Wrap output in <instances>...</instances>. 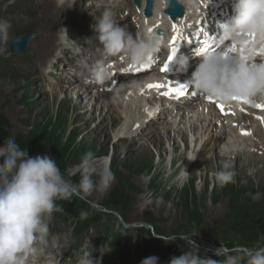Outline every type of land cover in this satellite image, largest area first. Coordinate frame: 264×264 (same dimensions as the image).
I'll return each mask as SVG.
<instances>
[{"label":"rangeland","instance_id":"obj_1","mask_svg":"<svg viewBox=\"0 0 264 264\" xmlns=\"http://www.w3.org/2000/svg\"><path fill=\"white\" fill-rule=\"evenodd\" d=\"M50 1L52 0H0V20H6L10 24L9 41L6 45H0V110L11 124V134L12 136L29 134L32 130H36L38 135H44L45 140L49 142L48 155L57 162L63 161L65 165L64 176L76 174L80 179L81 172L78 165L89 150L97 157H107L114 179L105 191H95L86 200L87 207L92 208L95 213L107 217L118 215L114 209L104 205L109 191L118 183L117 172L131 176V181L139 191L133 194L134 203L126 218L119 217L118 220L111 222L110 230L103 228V224H97L84 239L73 233L72 222H63L53 212L47 216L46 220L50 228L47 250L54 252L52 258H55L53 260L51 258L48 264H79L85 254H88V249L94 245L97 237L100 236L102 240L105 236H113L117 229L125 225H137L136 228H129L130 232L126 238L131 245H135L149 237L148 231L138 233L139 226L146 223L149 215L154 219L153 223L147 225L150 230L152 226L154 229L161 227L169 234H177V238H180L178 232L186 231L184 227L192 225L196 230L193 232L196 235L192 236L198 244L196 250L198 254L206 253L205 245L208 242L211 245L212 242L217 244L220 242L218 231L225 228L223 224L227 222L226 214L233 205L239 201L246 203L249 197L253 202L264 199V163L259 161L264 152L263 147L259 148L258 153L251 152L249 151L251 144L244 142L245 145L239 150L235 149L233 155L218 159L216 152L221 146L218 145L217 150L214 147L215 140L211 139L212 127L208 131L211 138L205 135L204 128L200 127L199 145L193 152H189L188 145L193 133L187 124L182 128L172 127L171 134H165L166 128L163 129L164 123H161L163 121L153 122L134 138L133 143L131 140L122 141L119 134L115 138L117 128L123 127L126 121L125 116L122 115V109L125 107L117 106L120 105L122 95L125 93L121 90L122 84L117 83L112 98H107L109 104L112 101L110 105L114 103L112 118L107 122L100 121V113L97 111L93 113L94 118L91 120L88 118L91 115L88 110L85 114L82 112L86 106L79 93L72 91V88L67 92L61 89V86L66 84V81H63L64 76L62 75L61 79L49 74L51 70L49 65L58 56V48L63 51L60 40L55 39L57 46L53 49L47 46L43 48L40 45L41 37L44 38L40 35V27L43 34V24L47 22L57 35L63 26L73 34L72 36L70 33L69 39L75 42L69 40L67 45L64 41V46L70 47V52L77 48L88 50L86 43L90 41L79 38L75 27L67 24L73 22L82 25L83 22L90 30L89 27L95 23H93L94 19L90 23L86 22L90 16L89 11L91 7H95L100 10L96 14H102L103 9L99 8L100 0H84L83 3L82 0H69L68 9L46 20L49 18L46 17L49 10L45 6ZM106 1L105 4L113 2ZM132 3L135 6L133 0ZM127 17H132V13ZM116 22L121 23L120 20ZM128 24L123 23L126 27ZM31 31L36 33L39 31L37 37L39 41L36 43L35 37L28 48L11 52L10 42ZM88 32L92 34L93 30ZM99 48L100 45L95 47L96 50ZM91 94V100L95 102L96 91H92ZM180 109V114L187 110L186 106ZM173 116H175L174 112ZM170 120L166 119V121ZM261 123L264 126L263 120ZM98 126L102 127L100 132L98 129L92 130ZM175 129H180L181 135L177 136L178 146L171 149L168 143L170 139L172 144L175 141L173 139ZM184 131L187 134L182 138ZM152 133V138L157 136L158 140L162 137L166 138L165 144L161 145L165 147V151L160 152L155 144L150 142L148 137ZM168 135L172 138H168ZM207 138L210 139V143L202 148ZM256 139L264 143V138ZM245 146L246 151H244ZM191 155H194L196 161L188 165V158ZM227 158L230 161L226 160ZM225 164L234 171L235 176L232 182L221 186L216 181L215 175ZM182 172L184 174L181 177ZM97 179L98 176L94 174L93 180ZM108 220L109 218L106 223ZM152 233L157 237L155 231L152 230ZM78 243H82L81 251L74 248ZM187 244L191 248L188 242ZM227 245L224 241L220 243L221 248ZM153 256L155 255L147 258ZM147 258H137L136 262L131 264H143ZM158 264L163 263L158 260Z\"/></svg>","mask_w":264,"mask_h":264},{"label":"clouds","instance_id":"obj_2","mask_svg":"<svg viewBox=\"0 0 264 264\" xmlns=\"http://www.w3.org/2000/svg\"><path fill=\"white\" fill-rule=\"evenodd\" d=\"M179 3L190 14L200 12V0H179ZM168 5L169 0H165L161 7ZM160 15L157 12V20ZM93 27L102 46L101 58L94 64L86 59L79 63L88 78L96 83L111 78L110 57L123 56L130 65L137 67L153 63L161 49L167 46L165 36L150 31L152 27H145L133 36L125 25L116 22L111 8L102 13ZM219 27L222 29L220 39L214 42L215 47L202 53L203 60L192 73L189 84L199 94L220 103L229 104L239 99L252 106L264 104V0H234L233 15ZM9 30L10 24L0 20V45L8 43ZM65 36L69 39L63 26L60 30L62 42ZM175 62L186 70L189 60L187 56L176 55ZM78 168L80 180L74 183L65 178L51 156L30 157L14 138L4 140L0 146V264H37L50 232L46 217L62 210L56 201L73 196L87 200L93 192L105 191L114 179L108 158L97 157L91 150L83 155ZM94 174L98 176L95 181ZM234 176V171L225 164L217 171L215 179L223 186L232 182ZM87 215V211L81 212V218ZM179 235L191 248L179 257L173 256L169 264H264V244L222 246L215 254L223 259L214 260L198 254L192 239L196 234ZM158 237L173 242L177 234ZM79 264H100V261L86 253ZM143 264H158V258L149 257Z\"/></svg>","mask_w":264,"mask_h":264},{"label":"bare ground","instance_id":"obj_3","mask_svg":"<svg viewBox=\"0 0 264 264\" xmlns=\"http://www.w3.org/2000/svg\"><path fill=\"white\" fill-rule=\"evenodd\" d=\"M105 1L106 0H100L99 8L101 10L103 9V12L107 8H111L115 13L116 21L120 20L121 21L120 24L122 26H123V23H129L127 28L133 34V36H135V34L138 31L142 30L145 27H152L154 29L156 27V25H158V24H161L162 28H165V25L169 26V28L171 29V32L168 35V37L166 38V45L167 46L163 47L161 49V51L158 53L159 56H163L165 54L164 53L165 49L168 50L169 53H171V49H172L173 45L170 44V42H168V41L176 35V32L173 31V25H176L178 27L179 32L181 34V38L186 36V41L190 42L192 44V41L190 38V37H193L192 31L196 28L197 22L207 20L208 13H210V10L212 8V4L209 3L207 0L200 1V7L205 9L204 15L197 16V15L189 14L188 12H186L184 15V18H182V19L165 21V13H166L165 8L166 7H161V5L163 3H165V0H154L155 2H154L153 16L149 17V18H145L142 21V16H143L142 7H140V8L135 7L132 3V0H130V2H129V0H112L113 2H110L109 4H105L104 3ZM229 1H231V0H219V2H221L223 5ZM83 2H85V1L82 0V3ZM144 2H145V0H143V3ZM45 7H47V9L49 10L47 15H46V17H49V18H47L46 20H50L52 16L56 15V13L59 15L61 13H63V11L66 8L68 9L70 7V5H69V0H57V1L52 0V1L48 2ZM157 12L161 13L160 18L158 20L156 19ZM131 13H132V17H127ZM98 15H99L98 17L92 18L91 21H93V19H94L93 23H95V21H97L102 14H98ZM41 19L43 20V18H41ZM133 24L135 25L136 30H134L132 28ZM71 25H73V27H75L76 31L78 28L80 33H84V31H85V33H87L88 35H90V32H88V31L92 30V29L89 30L86 27V23H83V22H82V25L81 24L79 25V23L75 24L73 22L70 24H67V26H71ZM49 26L50 25L47 22H45L43 24V34H42V29H41L42 27H40V30H41L40 35L44 36L43 39L41 37L42 44H40V45H42L43 48H45L47 46L48 48L52 47V49H53V47L57 46L56 45L57 42L55 41V39L60 40V41H61V39H60V35H57L54 32V29H53V31L51 30L53 27L51 28ZM38 36H39V31L37 33V36H35L36 37V43H37V41H39V39H37ZM24 37H22L21 39H18V40H22ZM33 39H32V41H33ZM14 40H16V39H14ZM14 40H12V41H14ZM32 41H31L29 46L32 45ZM177 43H180V40ZM177 43L175 44V47L179 50L180 47L178 48ZM16 44H19V42L17 41L14 44V46H16ZM184 44H185V42L182 43L181 46H184ZM124 60H125V63H123V62L120 63L121 65L124 64L122 70H118L119 68H117V66L115 64L112 65V68H111L112 73H113L114 69H117L116 70L117 75L115 77V80L120 82L119 84H122V86H120L121 90L125 92L122 95L120 105L117 104V106L118 107H125L124 109H122V115H123V117L125 116L126 121H125V124L123 125V127L117 128L115 138L117 137L118 134H119V136H125L128 134H131L132 135L131 139L122 137L121 140L122 141L131 140L133 143L134 138L139 136L147 127H150L153 122L163 121L161 123H164L163 129L166 128L165 134L166 133L171 134V131L173 129L172 127H174L176 125H178L176 127V128H178L179 126L182 127L183 125L187 124V126L190 128L191 133H193L192 136L199 137L200 127L204 128V134L205 135L210 136L208 131H209V128L212 127V137L213 138H211V136H210V138L215 140L214 141V147L217 150V146L218 145L221 146V149L217 150V152H216V156L218 159L233 155L235 152V149L239 150L240 148H242L245 145V144H243L244 142L246 144H251V148L249 149V151L252 148H254V150L257 151V149L261 148L262 145L264 147V143H262L261 141L256 139V138H259V139L264 138V126L262 125L261 120L258 118V117H264V110H262L261 108H257L255 106H252L250 104L243 103L242 100H239V99L233 100L229 104H224V103H220V102L216 103L214 101L207 103V102H205L206 99H203L201 94H199L198 92H193V93H195V96L190 97L186 102L180 101V102H174L173 103V105H175V103H178V104L176 105V115L174 116L175 118H172V120L166 121V119L163 115H161L158 120L151 119L150 115L145 111V109L147 107V101H149V99H150V94L155 93L156 97L154 99L156 101L160 102L161 101L160 93L162 91H164L165 93L168 92L167 85L169 84V80H166V79L158 80L156 77H154L158 73H156V70H155V68L152 67V65L145 68L144 70H146L148 72L144 73L143 71H136V69L140 68L141 66L133 67L132 65H130L127 62V60L125 58H124ZM165 61L166 60H163L162 66H163V63ZM40 62H41V58H40ZM62 62H63V59H62V57H60V59H58V61L54 65H59ZM257 62H259V63L261 62L259 58H257ZM42 65H44V64H42ZM72 66H73L72 64L69 65V67H72ZM135 71L138 72V74H134V75L130 74L131 72H135ZM56 72H58V71H56ZM60 72H62V71H60ZM63 73H65V71ZM183 76H184V72H180L177 76L173 77V79H171V78L170 79L174 80L175 84H178L181 81V79L183 78ZM133 78H136V79L133 80ZM114 82L115 81L106 82V83H104L102 89L100 88L96 91L95 102H92V100H91L92 99L91 92L94 89L93 87L88 86L84 89L80 88L81 92H80L79 96L81 97L82 101L84 102V106H86V109L82 110V112H84V114H85L86 113L85 111L88 110L89 113L91 114L90 117H88V118H90L91 120L94 118L93 113H97V111H99V113H100V116H99L100 121L104 120L107 122L109 119L112 118V112L114 110V103L112 105H110L112 103V101L110 99L111 103L109 104V100L107 98L108 97L112 98V96H113V92L115 90L113 91L114 86H112V84ZM74 83H75L74 80L70 81L68 84L64 83L61 86V89L67 92V91H69V89H71V87L74 86ZM149 84H154V85L158 84V85H162V87H155V88L149 89L147 87ZM105 89H107V90H105ZM140 97H141V100H139ZM168 97L171 98L172 95H169ZM195 101H199V104L197 106L196 105L195 106L190 105V104L194 103ZM97 103H99V104H97ZM155 103H157V102H155ZM221 104L224 105L223 111L221 109H219ZM184 106H186L187 110L185 112H183V114H180V111H181L180 107L184 108ZM136 109H138V111ZM221 113L226 114L225 115L226 119L229 120V121L225 122L226 123L225 126L222 125L221 121H218L219 118L223 117V115ZM163 114H166L167 117H172L173 111L168 110V111H165ZM179 116H181V119H180V122L178 124V117ZM198 122H200V123H198ZM263 122H264V120H263ZM100 126L93 128L92 130L95 131L98 129V131L100 132L101 128H102ZM217 127H221V128L217 130L216 129ZM214 129H216V131H214ZM161 132H163V131L161 130ZM243 132H250L251 135H243L242 134ZM155 133H157V132H155ZM158 133H159V129H158ZM179 134L181 135L180 129H175V134H174V138H173L175 141L172 144L171 139H170V142L168 143L170 148L171 147L176 148L178 146V143H176V142H178L177 136ZM186 134H187V132L184 131L182 138L185 137ZM147 135H150V134H147ZM160 135H162V134L160 133ZM252 136L256 137V138H252ZM152 137H153V133L148 137V139L151 140L150 142H153L155 144V146L160 150V152L165 151V147L161 146V145L165 144L166 138L163 139V137H162L160 140H158L157 139L158 136L156 138H152ZM167 137L172 138L171 135H168ZM243 137H244V139H243ZM115 140H113V143H115ZM209 140L210 139L206 140L205 144H209ZM241 141H243V142H241ZM260 144H262V145H260ZM261 150H263V149H261ZM192 156H194V155H192ZM259 161L261 163H264V152L262 153L261 157L259 158ZM206 236H208V235H206ZM43 248L45 250L38 257L37 264H48V261L53 257L54 252L48 251L47 245H44ZM58 248H59V246H58ZM53 259H55V258H52L51 260H53Z\"/></svg>","mask_w":264,"mask_h":264},{"label":"trees","instance_id":"obj_4","mask_svg":"<svg viewBox=\"0 0 264 264\" xmlns=\"http://www.w3.org/2000/svg\"><path fill=\"white\" fill-rule=\"evenodd\" d=\"M10 129L11 124L8 118L0 110V146H3L4 140L11 137L16 140L21 150L26 149L28 151L30 157L48 155L49 142L45 140L46 137L44 135V137L38 135V131L32 130L29 134L12 136ZM57 163L64 175L63 161H58ZM65 178L71 179L74 183H78L80 180L76 174L65 176ZM117 181L118 183L109 191L104 205L114 209L125 218L133 206V194L138 193L139 189L131 181V176L129 175L117 172ZM242 203L239 201V203L229 209V213L226 214L227 222L223 226L229 230L235 246L253 247L257 242L264 244V199L259 202H253L249 197L246 203ZM56 205L62 210L55 212L60 213L66 220L77 218L79 225L84 228L88 227L90 222L97 216L92 208L87 207L86 200H81L76 196L70 199L57 200ZM82 211H87L88 213L84 218H81ZM110 220H116V217H111ZM153 221L154 219L149 215L147 222L153 223ZM188 226L193 227L190 224ZM122 234H124V231ZM120 238L121 234L114 239L112 244L114 251L106 257L104 264H119V259H122V261L126 259L125 249H121V253L116 251L120 245ZM147 245L148 249L153 246H158V250L163 248L159 240H148ZM176 246L178 245H170L168 247ZM177 250L175 249V252ZM167 251L173 252L170 249H167Z\"/></svg>","mask_w":264,"mask_h":264},{"label":"snow or ice","instance_id":"obj_5","mask_svg":"<svg viewBox=\"0 0 264 264\" xmlns=\"http://www.w3.org/2000/svg\"><path fill=\"white\" fill-rule=\"evenodd\" d=\"M169 2H170V0H169ZM149 30L152 31V30H154V29L151 28V29H149ZM173 31L176 32V35L172 38V45H173V47H172V49H171V53H170V55H168V57H167L168 63H165L164 66H163V69H162V71H164L165 73H167V72L169 71V64H170V63L175 59V57H176V54H177L178 49L175 47V44L181 39V34H180L179 29H178V27H177L176 25H173ZM201 33H203V29H201L200 32L197 33V38H198V39H199V36H200ZM160 34L163 35V32H160ZM205 35H206V34H205ZM209 39H211V37H209ZM210 47H211V45L209 44V40L206 39V40L203 41V46L199 49V52H200V53H204V52H206ZM231 50H232V51H235V48L232 47ZM149 66H150V64L142 65L140 68L136 69V71H142L143 69H145V68H147V67H149ZM147 87H148L149 89H151V88H155V87H162V85H158V84H156V85H154V84H149ZM173 92H174L176 95H178V96L183 95V94H184V86H181L180 88L172 89V91H170V92H166L165 95H172ZM209 99H211V97H209ZM234 99H235V98H234ZM242 102H243V103H246V104L248 103L247 101H243V100H242ZM255 107H257V108H261L262 110H264V104H259V103H257V104H255ZM220 109H221L222 111L224 110V105H223V104L220 105ZM149 115H152V113H149ZM258 118L261 119V120H264V117H258ZM242 134H243V135H251L250 132H243Z\"/></svg>","mask_w":264,"mask_h":264},{"label":"water","instance_id":"obj_6","mask_svg":"<svg viewBox=\"0 0 264 264\" xmlns=\"http://www.w3.org/2000/svg\"><path fill=\"white\" fill-rule=\"evenodd\" d=\"M137 3H139V0H135ZM151 4V2H150ZM149 13V11H147V14ZM37 35V33L35 31L31 32V33H28V35H24L23 39L22 40H18V39H21L22 37L20 38H17L16 40L14 41H11L9 46H10V51L14 52V51H18V50H23L25 48H27L29 46V43L31 42V40L33 39V37H35ZM19 42V44H16V46H14V44L16 42Z\"/></svg>","mask_w":264,"mask_h":264}]
</instances>
